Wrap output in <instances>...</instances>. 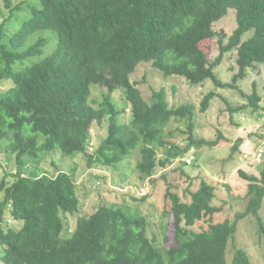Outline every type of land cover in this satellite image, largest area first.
<instances>
[{
	"label": "trees",
	"instance_id": "16d2710c",
	"mask_svg": "<svg viewBox=\"0 0 264 264\" xmlns=\"http://www.w3.org/2000/svg\"><path fill=\"white\" fill-rule=\"evenodd\" d=\"M26 20L12 35L6 33V19L0 24V79L13 85L0 93V152L13 162L12 177L0 189V260L3 264H228L227 246L234 238L238 222L252 215L258 234L264 239V166L259 175L242 169L248 181V202L234 219L207 220V228L193 227L206 216L221 210L212 204L214 185L201 180L190 192L188 202L170 187L165 193L166 212L172 231L163 234L157 245L147 235V218L121 206L101 205L88 216L77 219L72 234L62 236L61 213L78 209L77 182L73 171L48 174L38 168L49 154L64 157L83 154L89 167L115 168L139 148L135 168L144 177L153 176L186 155L192 144L213 146L218 140H194L191 132L195 114L192 103L170 107L164 88L144 98L131 74L142 61L151 62L164 76L184 77L191 84L211 79L217 87L238 89L237 80L247 69L264 67V0H37ZM10 6L9 0H6ZM233 8L236 28L230 33L215 30V21ZM17 5L13 10H20ZM52 53L44 49L53 43ZM218 37L219 53L211 61L201 43ZM244 36H246L244 38ZM226 39V40H225ZM237 51L238 71L231 82L221 81L214 72L223 56ZM38 56V60L19 71L17 60ZM93 85L106 89L99 105L91 103ZM122 90L126 103L120 108L111 95ZM240 93L246 96L241 90ZM208 91L201 103L205 111L216 96ZM248 103L232 111L250 107L264 110L261 96L254 88ZM129 108V119L118 116ZM172 118H188L190 143L186 147L167 141L164 127ZM108 122L107 135L88 150L93 123ZM237 140L232 150H235ZM158 150L162 156H158ZM2 163L0 161V168ZM144 198V197H142ZM21 220L20 228L5 227L7 218ZM173 240L172 243L167 242ZM244 249L236 248L232 264H249Z\"/></svg>",
	"mask_w": 264,
	"mask_h": 264
},
{
	"label": "rangeland",
	"instance_id": "374dc122",
	"mask_svg": "<svg viewBox=\"0 0 264 264\" xmlns=\"http://www.w3.org/2000/svg\"><path fill=\"white\" fill-rule=\"evenodd\" d=\"M0 0V24L6 19V33H16L21 25L32 17L34 8H40L37 0ZM20 5V10H13ZM215 30H224L230 34L236 28V12L230 8L226 15L213 24ZM50 32L54 42L49 43L44 53H52L57 43V36L50 30L39 31L30 37L26 45L40 35ZM246 36H244L245 38ZM226 40V39H225ZM211 61L219 53L218 37L209 38L201 43ZM237 51L235 48L225 53L219 65L214 67L217 77L223 82H231L232 76L238 71L236 64ZM38 56L17 60L12 64L14 71L30 65L38 60ZM246 76L237 80L238 89L230 87H217L211 79L202 84H191L184 77L177 75L164 76L163 72L153 66L151 62L142 61L131 74V80L137 83L142 95L147 100L154 90L164 88L166 100L170 107H177L183 103H192L195 114L192 118V138L194 140L206 139L215 141L217 145L206 146L192 144L186 155L174 159L165 167H157L153 176L144 177L136 170L135 165L140 160L139 148L132 156L120 162L115 168L104 166L89 167L83 154L68 158L60 152L46 155L38 164L41 171L56 174L58 170L73 171L77 182L79 198L78 209L74 213H61L64 223L62 236L69 237L75 228L80 216H88L101 205L121 206L129 212L142 213L148 222L147 235L155 244H164V232L172 231L171 217L166 212L165 193L170 187L182 200H190V192L195 190L201 180H205L215 187V197L212 204L221 207V210L206 216L194 225L195 230L207 228V220L219 222L224 219H234L237 213L245 210L248 196V181L243 179L238 170L242 169L248 174L259 175V170L264 166V110L252 111L247 107L240 111L232 112L228 105L235 107L248 103L247 95L253 89L260 94V104L264 106V67L257 64L248 68ZM13 85L12 79H0V93L5 92ZM216 91L205 111H200V103L204 95ZM240 90L246 95L240 93ZM106 93L102 86L93 85L91 103L97 107ZM117 105L121 108L125 103L122 90H115L112 95ZM129 119V108L124 114L118 116L119 123ZM108 122L102 125L93 123L90 129L92 145L95 147L107 135ZM190 129L188 118H172L164 127L165 138L180 147L190 143L188 132ZM237 140L239 143L232 150ZM263 149L259 160L256 155ZM90 152L94 150L88 149ZM158 156L162 151L158 150ZM8 156L0 152V183L7 171L15 170L13 162L8 161ZM192 158L191 163L185 159ZM7 185L12 182V177L4 178ZM4 196V189H0V200ZM144 197V198H142ZM264 220V205L260 210ZM7 218V217H6ZM5 227L20 228L21 220L7 218ZM173 240L167 242L172 243ZM166 244V243H165ZM236 248L244 249L249 255V264H264V239L258 234L257 222L254 216L248 215L238 222L234 238L227 246V262L232 264ZM1 254V251H0ZM0 264H3L0 260Z\"/></svg>",
	"mask_w": 264,
	"mask_h": 264
},
{
	"label": "built area",
	"instance_id": "2783aa9c",
	"mask_svg": "<svg viewBox=\"0 0 264 264\" xmlns=\"http://www.w3.org/2000/svg\"><path fill=\"white\" fill-rule=\"evenodd\" d=\"M88 149H90V150H94V147H93V145H92V141L89 142V144H88ZM262 152H263V149H259V150H258L257 155H256V156H257V157H256L257 160H259V158L261 157ZM185 161H186L187 163H191V162H192V158L187 157V158L185 159Z\"/></svg>",
	"mask_w": 264,
	"mask_h": 264
}]
</instances>
